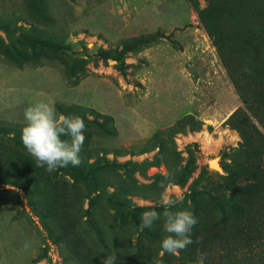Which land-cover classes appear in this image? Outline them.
I'll return each instance as SVG.
<instances>
[{"label": "rangeland", "instance_id": "rangeland-1", "mask_svg": "<svg viewBox=\"0 0 264 264\" xmlns=\"http://www.w3.org/2000/svg\"><path fill=\"white\" fill-rule=\"evenodd\" d=\"M38 100L84 120L79 166L27 152ZM164 191L198 218L178 256L141 227ZM200 252L264 264V0H0V264Z\"/></svg>", "mask_w": 264, "mask_h": 264}, {"label": "clouds", "instance_id": "clouds-1", "mask_svg": "<svg viewBox=\"0 0 264 264\" xmlns=\"http://www.w3.org/2000/svg\"><path fill=\"white\" fill-rule=\"evenodd\" d=\"M25 125L21 132V141L27 152L35 159L37 167H45L48 172L58 168L79 166L86 125L78 115L56 114L54 105L38 100L24 110ZM165 180H169L165 176ZM161 186L164 187L163 181ZM183 196L173 198L167 191L161 193L160 203L163 212L144 211L141 213V227L151 228L155 221L163 218V229L168 235L161 240V255H179L180 251L193 243H200L202 237L192 239L193 228L198 218L192 210L178 208ZM206 253L200 252L195 264H205ZM102 264H115V256H107Z\"/></svg>", "mask_w": 264, "mask_h": 264}, {"label": "water", "instance_id": "water-1", "mask_svg": "<svg viewBox=\"0 0 264 264\" xmlns=\"http://www.w3.org/2000/svg\"><path fill=\"white\" fill-rule=\"evenodd\" d=\"M215 159H216V158L211 159V160L209 161V165H210V166H211L212 161H215ZM216 170H217L219 173H223V172H224L223 167H222V165H221L220 163H219V166L216 168Z\"/></svg>", "mask_w": 264, "mask_h": 264}, {"label": "bare ground", "instance_id": "bare-ground-1", "mask_svg": "<svg viewBox=\"0 0 264 264\" xmlns=\"http://www.w3.org/2000/svg\"><path fill=\"white\" fill-rule=\"evenodd\" d=\"M211 166L214 167V168H217L219 166L218 161L217 160L212 161Z\"/></svg>", "mask_w": 264, "mask_h": 264}]
</instances>
